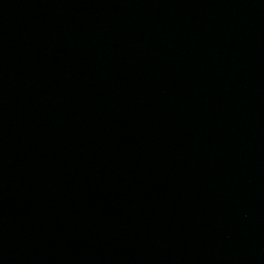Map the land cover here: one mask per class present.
<instances>
[{"label": "water", "instance_id": "1", "mask_svg": "<svg viewBox=\"0 0 264 264\" xmlns=\"http://www.w3.org/2000/svg\"><path fill=\"white\" fill-rule=\"evenodd\" d=\"M0 264H264V0H0Z\"/></svg>", "mask_w": 264, "mask_h": 264}]
</instances>
